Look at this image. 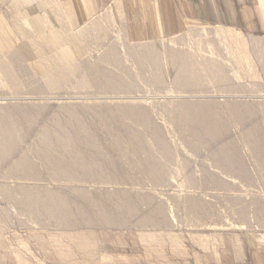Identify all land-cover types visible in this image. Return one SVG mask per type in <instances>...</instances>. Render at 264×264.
<instances>
[{
	"label": "rangeland",
	"instance_id": "obj_1",
	"mask_svg": "<svg viewBox=\"0 0 264 264\" xmlns=\"http://www.w3.org/2000/svg\"><path fill=\"white\" fill-rule=\"evenodd\" d=\"M48 15L78 60V75L48 85L53 72L9 29L15 56L0 74V128L16 126L17 140L0 155V264H227L239 234L264 242V31L190 23L176 35L132 41L108 5L85 19L67 18L61 7ZM20 21L0 16V28ZM216 29L241 41L250 70L229 55ZM146 44L160 60L159 83L147 53H133ZM170 49L196 63L194 87L175 82ZM208 62L227 79L216 67L206 71ZM95 65L122 84L103 83L88 70ZM82 75L88 86L78 83ZM184 100L209 111L203 118L214 120L212 133L193 132L189 124L199 127L201 116L186 115ZM25 156L32 165L15 170ZM50 156L74 177L51 170ZM55 194L67 199L70 226L28 201Z\"/></svg>",
	"mask_w": 264,
	"mask_h": 264
},
{
	"label": "bare ground",
	"instance_id": "obj_2",
	"mask_svg": "<svg viewBox=\"0 0 264 264\" xmlns=\"http://www.w3.org/2000/svg\"><path fill=\"white\" fill-rule=\"evenodd\" d=\"M260 1L259 2L262 3L260 5H262V7H263V8L261 7L260 9H262V11H264V0H260ZM19 8H20V6H19ZM41 8H42V6H41ZM25 12H27V11H25ZM22 13H24V12H22ZM263 15H264V13H263ZM26 16H24V17H26ZM10 17H12V16H10ZM14 19H16V18H14ZM22 20L23 21H20L19 23H12L13 25L15 24L14 25L15 27L13 26V28L3 27V26H1V28H0V52H1L0 53V57L2 58V59H0V74H2L3 76H5L7 74V71L12 66V60H13L12 57L15 56L14 53L11 51L12 49L10 47L11 46L10 45V39L7 38L8 34L11 33L10 32V30H11V31H13V33L15 32V33L19 34L18 35L19 36L18 37V39H19L18 42L20 43L21 46H23L28 51H32V54L30 52V55L32 57H34V58L35 57L36 58L37 57H40V60L38 59L37 64L39 66H41V68L43 66H44V68L47 66L46 68L50 69L53 72V76H50V77L47 76L46 77V82H47L48 85L54 86V88H55V86L57 84H61L63 82L64 83L67 82L70 79L71 76H73V75H74V77L77 76L78 74H76V72H77V69H78V65L76 63H77L78 60L76 61L75 56L73 55V53L70 50L71 48H69L66 45L67 42L61 40L60 33H59L60 37L58 36V31L55 30L56 28H54L53 26H51L50 24H48L47 22H45V20L43 18H40V17L35 18V19H29V18L26 17L25 19H22ZM10 25H11V23H10ZM32 34H36L37 37L36 38H32V36H31ZM213 34L220 41H223L226 44V46H228L227 47V50H228L229 55H231L233 58H235V60L238 62V65H241L242 66V65L245 64V67L247 66V68L249 70L251 69V67H250V64H251L250 63V60H249L248 56L246 54H244L245 49L243 48L244 45L242 46L241 41L231 40L232 36L229 35V34H224L222 29L213 30ZM2 47H5L7 49V50L5 49L7 53H3L2 52V50H1ZM12 47H13V45H12ZM39 50L42 53L41 52H38V54H37L36 52L39 51ZM132 50H133V53L134 54L141 53V52L143 54L145 52L147 53V56L150 58V59L149 58L148 59L151 60V61H149L147 58H144V59H147L149 62H151L150 65L152 66L151 68L154 70L155 79L159 83L162 80V76H161V72H160V60L154 55V53H155L154 50L148 44L132 47ZM44 51L46 53H43ZM167 53H168L167 54L168 55L167 56L168 57L167 58V64L173 70V72L175 71V73H173V75L175 74L174 75V80H175V82L181 88H192L196 84L199 83V81H200V77L198 75L199 74V71L196 69V65H195L196 63L193 60H189L188 58L183 57L182 55L179 56V57H177L176 56L177 54L172 49H170ZM138 56H139V54H138ZM33 63H35V62H33ZM203 64H205V63H203ZM205 65H206L205 66L206 71L211 72V71H213V70H211L212 67H216V69L218 68L217 72H219V73H217V74L220 75V78L227 79L224 70L221 69V67H217V65H214V62H208ZM59 67H61V69ZM209 67H211V69H209ZM55 68H58L59 70H57V69L55 70ZM88 70H91V71H94V72L95 71H98V73H100L99 72V68H97V65L89 67ZM100 71H101V69H100ZM9 72H10V70H9ZM87 73H88V71H87ZM249 73H251V72H249ZM100 74H102V76H103V78H102L101 81L103 83H106L107 85H112L114 83H117L118 84V82L119 83L121 82L120 79H122V78H120L121 76H119V78L117 77L116 79H114L115 78L114 76H113L114 78H109V77L106 76L107 74H105L103 72H101ZM41 75H44V74H41ZM252 76H253V74H252ZM79 77H78V79H80V80L78 81V83L79 84H82V87H84L86 85L88 86V84L91 83V80L88 79L87 76L82 75L80 78ZM120 84H122V82ZM114 86H116V85L114 84ZM181 105L184 107V110H185L186 115H188V116H196V115L201 116V118H196L195 119L197 121L196 122L197 124L195 123V126H199V127H191V125L189 124L190 128L193 129V132H199V131H201V132H204V133H207V134L213 132V128L216 125L214 123V120H212V118H203V117H205L203 115H207V113L209 111L208 112H205L203 108H200L199 107V106L202 105V103H195V102H190V101H185L184 100L181 103ZM125 108L127 109V107H125ZM128 109H130V108H128ZM128 114H130L131 116H134L131 111ZM186 115H184V116H186ZM74 116H76V115H74ZM132 118H134V117H132ZM181 120H182L181 118H178V121L179 122ZM9 126H10V124H9ZM147 126H148V124H147ZM15 128H16V126H15ZM15 128L14 127L13 128L12 127L11 128H9V127L7 128L6 127L5 129L0 128V155L1 156H4L7 152H9L8 150L11 148V146H13L16 143V140H17L16 139V136H15L16 134L14 135ZM152 131L155 133V131H157V130L152 129ZM77 132H78V130H77ZM81 132H83V131L81 130ZM46 134H48V133L46 132L45 135ZM85 136H87V135H85ZM48 137H49V140H50V136H48ZM42 140L47 141V139L45 137ZM91 141H92V139H91ZM44 143H46V142H44ZM12 148L10 149L11 151H12ZM44 156H46V155H44ZM80 159H82V158H80ZM18 160L19 161H17V163L15 164V170L17 168L18 170L21 169L20 171H22V170L25 171V170H27V168H29L32 165L31 164L29 166V163H31V162H29L28 157H26V156L25 157H22V158H19ZM47 160H48L47 161L48 164L50 163L51 164L50 166L53 167V169H51L52 167L51 168L49 167V168L51 170H53L54 172L63 174L62 176H66V178H68V179L70 177L71 178L74 177L73 176V170H72V168L70 166H68L67 164L62 163L63 161L60 162L61 160L60 161L54 160V157L53 158L52 157L51 158H47ZM77 161H80V160H77ZM81 161L83 163V160H81ZM229 161H230V159H229ZM74 162H76V160H74ZM226 163H227V160H226ZM72 165H74V164H72ZM154 165H149V166L147 165L148 166L147 167V170H148L147 173L153 179H156V180L157 179H161V176L159 175L160 173H157L158 168L156 166H154ZM89 167H90V165H89ZM89 167L88 168H85L84 170L85 171H88V170L90 171V168ZM228 167L230 168V166H228ZM25 172H27V171H25ZM29 173H31V169L29 170ZM26 194H27V191H26ZM81 194H82V192H81ZM27 195H29V194H27ZM64 197H63V195H58V194L51 195L49 197L48 196L47 197H43V196H35L34 195L33 197H29L28 198V201L31 203L30 206L33 205V207L35 206L36 209H37V206H39L40 209H43V210H45V212L46 211L48 212V216H51V217L53 216V218L55 217L54 219H56L59 222L63 223L64 226H66V224H67V226H70L71 224H68V223L70 222L69 221L70 220L69 215L71 213L69 214V211H70L69 208H68L69 205L67 206V199L64 198ZM26 202H27V200H26ZM35 207H34V209H35ZM82 211H79L80 214L81 213L83 214ZM98 211L100 213V216H101V214H103V219L104 220H107V215L105 214L104 207L100 206V209ZM82 218H85V217L83 216Z\"/></svg>",
	"mask_w": 264,
	"mask_h": 264
},
{
	"label": "crops",
	"instance_id": "obj_3",
	"mask_svg": "<svg viewBox=\"0 0 264 264\" xmlns=\"http://www.w3.org/2000/svg\"><path fill=\"white\" fill-rule=\"evenodd\" d=\"M259 1L89 0L88 3V0H0V16L6 20L43 18L48 14L57 17L61 7L67 18L78 20L90 17L108 5L113 8L128 39L147 41L176 35L190 23L229 26L251 33L264 31V11L260 9L262 3ZM234 241L232 250L226 252L227 264H264V242L255 241L250 233L239 234ZM220 256L221 253L218 259Z\"/></svg>",
	"mask_w": 264,
	"mask_h": 264
}]
</instances>
